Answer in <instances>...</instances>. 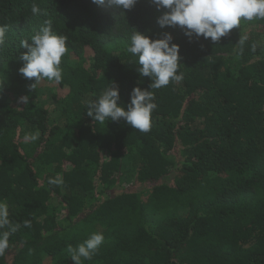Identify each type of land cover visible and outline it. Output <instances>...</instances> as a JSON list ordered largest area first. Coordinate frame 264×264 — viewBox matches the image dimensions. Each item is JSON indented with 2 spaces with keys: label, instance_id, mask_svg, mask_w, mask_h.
I'll return each instance as SVG.
<instances>
[{
  "label": "trees",
  "instance_id": "16d2710c",
  "mask_svg": "<svg viewBox=\"0 0 264 264\" xmlns=\"http://www.w3.org/2000/svg\"><path fill=\"white\" fill-rule=\"evenodd\" d=\"M160 14L148 0L123 15L91 0H0V201L20 224L0 264H75L68 246L93 232L104 243L82 264H264V20L189 42ZM46 20L66 37L62 81L30 90L20 42ZM135 30L180 46L183 79L153 90L147 133L86 111L112 82L125 108L134 87L152 91L126 51ZM57 174L63 184H48Z\"/></svg>",
  "mask_w": 264,
  "mask_h": 264
},
{
  "label": "clouds",
  "instance_id": "9594fccd",
  "mask_svg": "<svg viewBox=\"0 0 264 264\" xmlns=\"http://www.w3.org/2000/svg\"><path fill=\"white\" fill-rule=\"evenodd\" d=\"M91 3L120 9L123 15L138 0H91ZM148 3L161 13L157 17V24L161 29L179 26L189 42L193 38L199 40L202 37L204 40L210 38L211 42L216 43L232 29L240 27L242 20H264V0H148ZM31 12L34 15L41 14V9L34 3ZM4 33L5 28L0 27V44L4 42ZM247 39V36L240 38L238 45L241 51ZM20 47L27 51L19 57L23 62L19 73L25 79H34V83L29 85L30 90H35L36 85L45 79L57 84L62 81L61 59L68 48L66 37L53 32L51 20H46L30 40H21ZM126 51L136 58L139 76L150 78L149 87L152 91L134 87L130 93V102L125 108L118 103L121 99L119 87L112 82L95 99L87 101V115L99 123L109 119L114 122L123 120L133 129L147 133L152 126L151 114L157 107L153 90L183 79V73L177 74L181 59L180 46L173 42L171 33L165 32L160 38H150L135 30L130 36ZM28 101V95L19 98L20 103L27 104ZM23 139L25 142H35L39 139V133L26 134ZM48 184L60 186L63 178L57 174L56 178L48 180ZM23 223L25 227L30 226L29 220ZM19 228L20 224H14L9 219L8 204L0 201V256L9 249L10 236ZM104 239L103 233L93 232L75 248L69 245L67 251L75 264H82L83 260L92 259Z\"/></svg>",
  "mask_w": 264,
  "mask_h": 264
},
{
  "label": "rangeland",
  "instance_id": "374dc122",
  "mask_svg": "<svg viewBox=\"0 0 264 264\" xmlns=\"http://www.w3.org/2000/svg\"><path fill=\"white\" fill-rule=\"evenodd\" d=\"M23 103H20L19 102V99L17 100V102H16V106H21Z\"/></svg>",
  "mask_w": 264,
  "mask_h": 264
}]
</instances>
